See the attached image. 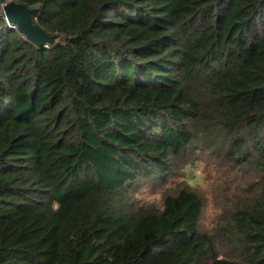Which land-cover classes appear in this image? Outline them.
<instances>
[{
  "label": "trees",
  "instance_id": "16d2710c",
  "mask_svg": "<svg viewBox=\"0 0 264 264\" xmlns=\"http://www.w3.org/2000/svg\"><path fill=\"white\" fill-rule=\"evenodd\" d=\"M202 151L260 176L224 249L186 179ZM0 264H264V0H0Z\"/></svg>",
  "mask_w": 264,
  "mask_h": 264
},
{
  "label": "rangeland",
  "instance_id": "374dc122",
  "mask_svg": "<svg viewBox=\"0 0 264 264\" xmlns=\"http://www.w3.org/2000/svg\"><path fill=\"white\" fill-rule=\"evenodd\" d=\"M210 154L209 151H202V155L205 157ZM202 161L194 165V169L188 173L186 179L196 185L195 187L202 194L205 201V209L200 223L203 232L213 233L215 248L224 249L226 248L224 234L219 226L226 225V210L223 208L226 197L228 193L231 194L234 190H239L240 187H245L249 183L257 181L260 176L255 172H245L242 167L229 166L225 163L217 164L211 156ZM176 179L183 181L184 178L178 176ZM173 185V181H170L165 186L146 189L141 196L142 201L159 204L165 190ZM237 185L241 186L237 188Z\"/></svg>",
  "mask_w": 264,
  "mask_h": 264
},
{
  "label": "water",
  "instance_id": "95a60500",
  "mask_svg": "<svg viewBox=\"0 0 264 264\" xmlns=\"http://www.w3.org/2000/svg\"><path fill=\"white\" fill-rule=\"evenodd\" d=\"M37 8H29L25 4L11 1L3 7V16L9 23H15L19 29L35 44L42 46L52 44L55 36L49 35L38 23L34 22L33 16L37 14Z\"/></svg>",
  "mask_w": 264,
  "mask_h": 264
}]
</instances>
